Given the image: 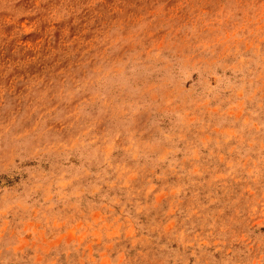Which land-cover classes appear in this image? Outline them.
Returning a JSON list of instances; mask_svg holds the SVG:
<instances>
[{"label":"rangeland","instance_id":"obj_1","mask_svg":"<svg viewBox=\"0 0 264 264\" xmlns=\"http://www.w3.org/2000/svg\"><path fill=\"white\" fill-rule=\"evenodd\" d=\"M0 264H264V0H0Z\"/></svg>","mask_w":264,"mask_h":264}]
</instances>
